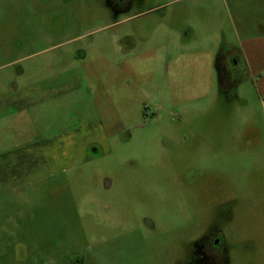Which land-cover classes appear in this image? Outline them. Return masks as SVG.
I'll list each match as a JSON object with an SVG mask.
<instances>
[{
    "label": "rangeland",
    "instance_id": "1",
    "mask_svg": "<svg viewBox=\"0 0 264 264\" xmlns=\"http://www.w3.org/2000/svg\"><path fill=\"white\" fill-rule=\"evenodd\" d=\"M116 18L100 0H0V264L69 247L95 264H171L191 166L239 201L233 264H264V80L240 61L225 101L212 66L222 35L235 48L236 32H264V0H144ZM87 144L99 155L83 157ZM93 190L130 223L71 222Z\"/></svg>",
    "mask_w": 264,
    "mask_h": 264
},
{
    "label": "flooded vegetation",
    "instance_id": "2",
    "mask_svg": "<svg viewBox=\"0 0 264 264\" xmlns=\"http://www.w3.org/2000/svg\"><path fill=\"white\" fill-rule=\"evenodd\" d=\"M111 13L112 18L117 20V16L124 11H129L139 5H142L144 0H100ZM185 32H190V27H183ZM184 33V32H183ZM90 35L85 34L83 38ZM91 42V41H90ZM88 41V44H90ZM125 48V47H124ZM233 84V83H232ZM233 91L223 95L225 101H231L235 98ZM98 153V154H97ZM97 154V155H96ZM99 155V148L94 144H87L85 153L82 155L87 160ZM81 156V157H82ZM216 171L198 170L191 166L187 171V179L190 183L192 194H196V198L192 195L188 211V217L185 220L188 229V234L182 241L177 244L174 258L171 264H233V258L238 253L236 244L238 238L242 241V235L237 230L232 233L230 226H233L236 216V206L238 200L233 197L230 189L226 188L224 178L217 179ZM111 181L105 178L102 182L101 189L108 190ZM93 197L88 203H76L73 209L71 222H75L76 226L83 225L91 227L110 228L114 225L129 224L127 215L122 214L121 217L115 219L119 215V208L114 204L113 198L110 200L105 196L96 195L94 190L91 192ZM110 201V203H109ZM149 215H154V212L142 210L138 216L144 221L148 227L152 226V221L156 219L150 218ZM81 237V234H78ZM90 236H93L92 234ZM65 237V238H64ZM77 238V235L73 236ZM88 237V235H87ZM68 236L63 234L52 237L53 242H62ZM178 250V251H177ZM36 253L33 259L42 264H95L94 258L96 252H88L85 249L69 247L59 255H54L52 252L42 251ZM43 256H40V255ZM18 256L22 257V252L18 251Z\"/></svg>",
    "mask_w": 264,
    "mask_h": 264
},
{
    "label": "crops",
    "instance_id": "3",
    "mask_svg": "<svg viewBox=\"0 0 264 264\" xmlns=\"http://www.w3.org/2000/svg\"><path fill=\"white\" fill-rule=\"evenodd\" d=\"M261 27L264 29V21L261 24ZM192 31V30H191ZM238 37L239 47L233 48L235 46L226 42L223 38V35L220 37L219 42H224L230 47H228L230 54L235 55L242 62L247 74L250 76H258V84H262L264 80V32L258 31L255 36H244L240 38V35L236 32ZM217 49H215L213 56ZM262 75V76H261ZM264 86V84L262 85Z\"/></svg>",
    "mask_w": 264,
    "mask_h": 264
},
{
    "label": "trees",
    "instance_id": "4",
    "mask_svg": "<svg viewBox=\"0 0 264 264\" xmlns=\"http://www.w3.org/2000/svg\"><path fill=\"white\" fill-rule=\"evenodd\" d=\"M239 63L238 57L230 54L228 44L221 42L214 54L212 66L217 76V90L223 95L229 91H233L236 95L238 84L245 79L236 68Z\"/></svg>",
    "mask_w": 264,
    "mask_h": 264
}]
</instances>
